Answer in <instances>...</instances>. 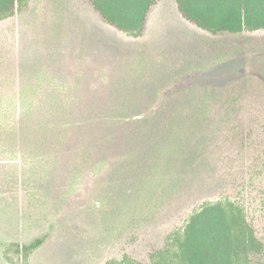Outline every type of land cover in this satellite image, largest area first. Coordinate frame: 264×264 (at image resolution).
<instances>
[{
    "label": "trees",
    "instance_id": "1",
    "mask_svg": "<svg viewBox=\"0 0 264 264\" xmlns=\"http://www.w3.org/2000/svg\"><path fill=\"white\" fill-rule=\"evenodd\" d=\"M89 1L106 24L138 38L146 30L150 12L161 0ZM29 4L30 0H0V25ZM176 4L191 26L222 38L215 42L213 50L206 48L213 55L210 57L216 58L215 64L235 53L264 54V39L247 38V34L264 31V0H176ZM84 51L85 56H76L77 59L69 55L60 58L63 63L66 61L63 65L67 69L63 71L71 74L70 78L55 73L62 64L55 58V63H49L50 67L55 66L54 73L46 70L39 73L38 81L23 80V100L33 94L23 106L22 120L27 128L21 132V142L17 138L11 144L24 160L25 171L33 182H46L53 176L49 173L55 165L62 163L64 167L60 165L55 171H65L67 164L76 160L72 164L74 172L80 166L103 173V180L87 186L86 199L97 198L95 206L102 205L113 217L135 212L157 215L159 221L172 219L190 208L165 246L150 253L148 263L125 254L122 259H111L105 264H264V245L246 207L229 198L227 191L217 185L218 181L222 185L227 176L232 180L227 186L231 187L242 166L253 164L248 167L256 171L257 161L261 164L263 160L264 164V150L254 148V140L260 138L256 135L264 138V103L245 98L250 91H239L237 86L194 88L170 94L167 90L157 101V93L147 94L143 88L137 93L124 81L118 83L117 63H106V57L98 58L95 52L94 59H99V64L94 61L93 65L86 54L89 50ZM87 67L96 71L86 80ZM59 80L69 83L66 87L55 86L62 84ZM100 109H104L103 117ZM143 109H148L146 115ZM135 110L140 112L138 116ZM67 111L74 116L62 129L55 120ZM29 128L38 134L33 135ZM245 132L253 140V150L248 155L235 153L234 143L247 148L246 140L250 139L245 138ZM36 135L47 138L37 140ZM11 144L1 139L0 152L12 148ZM101 149L104 158L98 167L94 159ZM59 155H63L60 160ZM3 170L0 169V224L16 227L19 215L31 220L35 212L48 218L46 212L41 213L43 205L36 198L37 193H31L28 182L14 176L12 180H2ZM199 184L200 192H195ZM213 189L222 194L208 199L206 195ZM195 193L206 199H197ZM21 195L27 200L21 202ZM50 213L52 217L57 215L58 204L51 207ZM49 238L43 234L25 243L11 241L5 259L15 264L9 256L13 252L18 263L31 264L32 256Z\"/></svg>",
    "mask_w": 264,
    "mask_h": 264
},
{
    "label": "rangeland",
    "instance_id": "2",
    "mask_svg": "<svg viewBox=\"0 0 264 264\" xmlns=\"http://www.w3.org/2000/svg\"><path fill=\"white\" fill-rule=\"evenodd\" d=\"M2 23L0 151L1 139L4 138L8 144L15 142L17 138L21 142V132L27 128L22 120L23 106L31 101L33 94L28 95L26 101L23 100V80L28 78L26 80L38 81L39 73L46 70L51 73L57 70L55 73L58 72L59 77L70 78L71 74L63 71L67 69V66L63 65L66 61L63 63L60 58L64 55H69L70 58L85 56V49L89 50L86 54L92 58L91 64L94 61L99 64V59H94L99 58V55L106 57V63H117L120 66L116 70L118 83L124 81L128 86H133L137 93H140L141 88L145 89L147 94L157 93V101L167 90L170 94L194 88L206 90L237 86L239 91H250L245 93V98L264 103V54L252 55L244 52L237 56L235 53L226 61L215 64L216 58H211L213 55L206 48L213 50L215 42L222 38L210 36L191 26L179 13L176 0H161L158 3L148 16L144 34L138 38L129 37L106 24L89 0H30L27 8ZM247 38L264 39V31L247 34ZM76 51H81V54ZM95 52H98L97 57ZM55 58L61 60L62 64L52 72L55 66L50 67L49 63H55ZM87 70L89 73L81 70L86 71V80L96 71L93 67H87ZM59 82L62 84H53L66 87L69 83L61 80ZM252 82L254 85L251 86ZM146 102L150 105L148 98ZM140 103L142 104L143 100ZM103 110L99 111L102 117L105 114ZM147 110L143 109V115L147 114ZM135 111L134 114L138 116L140 112L137 114L138 110ZM70 116L74 114L67 111V114L56 119L58 127L64 129V123L72 119ZM20 119L21 122H18ZM30 131L33 135L38 134L36 131ZM245 133V138L250 139L246 140L247 148L245 150L241 143L240 147L234 143L232 146L235 153L241 151L248 155V152L253 150V140L247 132ZM43 136L36 135V139L47 138V135ZM256 136L260 138L254 140V148L264 150L263 136ZM5 151L0 152V167H3L0 169H4L2 180H12L14 176L19 181H27L31 193H37L36 198L40 200V205H43L41 209L44 208V211L41 213L46 212L48 218L35 212L31 215V220L19 215L16 227L0 224V264H11L4 256L11 241L25 243L29 238L43 234H48L50 238L32 256L31 264H105L111 259H122L125 254L148 263L150 253L165 246L170 233L182 225L190 210H182L172 219L167 217L159 221L157 215L135 212L127 216L113 217V214L102 209V205L95 206L94 202L99 201L97 198L86 199L87 186L92 185V181L104 179L101 171H90L79 166L77 172H74L75 166L72 164L78 162L75 160L67 164L65 171H55L56 167L63 165L62 163L55 165L49 173L53 176L46 182H33L29 172L25 171V162L17 150L12 146ZM99 151L94 161L101 167L104 149ZM62 156L59 155L58 160ZM248 166L253 164L242 166L238 180L233 186H227L232 181L227 176L224 177L222 185L220 181L217 185L222 187L224 192L227 191L229 198L246 207L249 220L264 245L263 160L261 164L257 161L256 171ZM14 170L16 174H12ZM199 186L201 187V184L196 187L195 192H200ZM218 191L213 189L206 197L218 198L222 194L221 190ZM195 195L197 199H206L203 195ZM25 200L21 195L20 201ZM55 204H58L59 214L52 217L50 209ZM9 256L15 264H24L22 261L18 263L13 252H9ZM261 260L264 262V256Z\"/></svg>",
    "mask_w": 264,
    "mask_h": 264
}]
</instances>
